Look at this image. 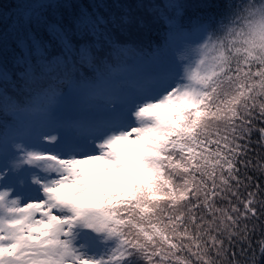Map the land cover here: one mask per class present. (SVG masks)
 I'll return each mask as SVG.
<instances>
[{
	"label": "snow or ice",
	"instance_id": "obj_1",
	"mask_svg": "<svg viewBox=\"0 0 264 264\" xmlns=\"http://www.w3.org/2000/svg\"><path fill=\"white\" fill-rule=\"evenodd\" d=\"M43 2L0 30V94L54 93L153 25L189 42L98 130L0 138V264H264V0Z\"/></svg>",
	"mask_w": 264,
	"mask_h": 264
},
{
	"label": "trees",
	"instance_id": "obj_2",
	"mask_svg": "<svg viewBox=\"0 0 264 264\" xmlns=\"http://www.w3.org/2000/svg\"><path fill=\"white\" fill-rule=\"evenodd\" d=\"M76 4H74L73 14H78L80 9H88V10H97L96 9V3L100 2V0H74ZM111 2V0H109ZM126 2L131 3L133 6H135L136 0H126ZM152 0H144V3H150ZM158 2V0H157ZM180 2H183V0H180ZM188 2H195V3H209V4H218L221 3L222 0H188ZM107 11V9H104ZM216 9L214 8H208V9H196L193 11L192 9L188 10V16L191 17V15L196 16L197 13L200 12H215ZM29 13H44L45 15H49L51 18V9L45 10V4L43 0H0V30H5V43L7 44L9 39L11 38V33H9V29L13 30V27H15V22L18 21L21 17H23L26 14ZM65 19L67 21L68 19V12L65 11L64 13ZM93 20L85 15V17L82 18V22L80 24V27L84 31H88L93 26ZM143 30H140V33H142ZM79 43V41H77ZM124 48V45L122 46H116L113 48V50L108 54V56L104 59L102 63H94L90 60L87 62V66L89 70H94L93 68H100L101 66H105L108 63H111L112 61H115L117 57H119L122 54H126L125 52H122ZM7 51V49H6ZM85 59L87 60V56H85ZM93 67V68H92ZM102 68V67H101ZM43 81H38L33 87L29 88L27 91L19 90L13 88L10 90L7 94H0V102L2 101V97H8L10 95H16L19 94L20 96L25 95H31V96H38L39 94H45L48 93V89L43 87ZM7 87V86H6Z\"/></svg>",
	"mask_w": 264,
	"mask_h": 264
},
{
	"label": "rangeland",
	"instance_id": "obj_3",
	"mask_svg": "<svg viewBox=\"0 0 264 264\" xmlns=\"http://www.w3.org/2000/svg\"><path fill=\"white\" fill-rule=\"evenodd\" d=\"M8 31H9V33H12L11 28ZM188 42H189L188 39H184V40H181L180 41L177 38L176 42L175 43L174 42L172 43V46L170 47V50H171V54H172L171 56H173V66L170 69L164 70L163 68H160V69L157 68L158 70L157 69L156 70H150L149 67H148V64H145V65H139L138 64V66L141 68L140 69V72L141 73H145V74H152L154 76L155 80L158 79L161 76H164L166 74H170V73L174 72L177 69V67H178V61H179L180 55L182 54L183 49H184L186 43H188ZM126 43L129 44L127 41H126ZM121 72L122 71H118L116 73H113L114 75H113L112 79L109 81V84L111 85V87H107L106 86L110 90V92H112V93H114V90H112V89H114L113 87H115L116 86V83H118L117 76ZM121 76H124V72L121 73ZM61 86H63V85H60V87ZM120 87H121L120 89L123 90L124 93H125V99H126V101H125V99L124 100H120L118 98L115 99V98H112L111 97L110 102L113 103V104H116L121 111H124L125 110L124 107L127 105V102H128V104H130L131 101H133L138 96H140L143 92H145V91H142L141 93H138L134 89V91L132 93V91L129 88V86L126 85L125 83L124 84H120ZM101 88H103V86H101ZM70 92H71V87L65 88V90L63 91V95L61 96V98L67 97V95H69ZM51 97L52 96H50L49 98L44 99V100H47L46 102H52V103H54V101H52V99H50ZM60 104H61L60 101L57 102V103H55L56 108ZM9 113H15V117L14 118H16L17 121H19V119L23 118L19 114L21 112H18L16 110H11ZM55 113H56V109H55L54 112L50 113L48 117H53L55 115ZM7 115H8V113L7 114L1 113V109H0V121L3 122L5 120V118H9V116H7ZM114 115H115V113L113 112L112 107H110L109 113H107L104 117H102L101 120L102 119H107V120L110 121L114 117ZM99 120L98 121H95L90 116H87V120H80L79 121L80 123H79L78 127L81 128V129L86 128L85 131H88L90 133V132H93V131L98 130L102 126L101 123L99 122ZM23 121H26V120H23ZM34 127H35L34 130L35 131H38L39 133H45V134H47V133H50V132H59L58 129L55 126H53V123L50 120H49V126L46 123V126H45L46 127V130L44 129V127H42L39 130L37 129L36 126H34ZM59 133H61V132H59ZM12 134L13 133H10L9 136H11ZM61 135H62V133H61ZM62 136L67 141H72L75 138H77L76 136L73 137L71 135H65V136L62 135Z\"/></svg>",
	"mask_w": 264,
	"mask_h": 264
}]
</instances>
